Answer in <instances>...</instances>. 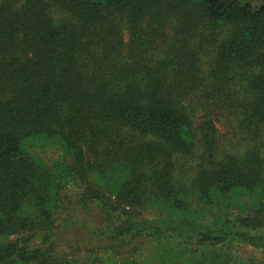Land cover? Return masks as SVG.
<instances>
[{
    "label": "trees",
    "instance_id": "16d2710c",
    "mask_svg": "<svg viewBox=\"0 0 264 264\" xmlns=\"http://www.w3.org/2000/svg\"><path fill=\"white\" fill-rule=\"evenodd\" d=\"M71 186L172 264L264 256V0H0V264H53Z\"/></svg>",
    "mask_w": 264,
    "mask_h": 264
},
{
    "label": "rangeland",
    "instance_id": "374dc122",
    "mask_svg": "<svg viewBox=\"0 0 264 264\" xmlns=\"http://www.w3.org/2000/svg\"><path fill=\"white\" fill-rule=\"evenodd\" d=\"M79 189L71 186L60 201L54 224L55 245H42L40 234L35 236L33 244L49 251L47 257L53 264H172L158 255L160 247L146 241L128 244L106 239L107 229L101 232L102 212L90 206L81 208L78 203ZM104 234V235H103ZM17 237H11L14 240ZM189 256L173 260L174 264L189 261ZM233 264H264V256L249 247L237 246L229 252ZM187 264H192L187 262Z\"/></svg>",
    "mask_w": 264,
    "mask_h": 264
}]
</instances>
